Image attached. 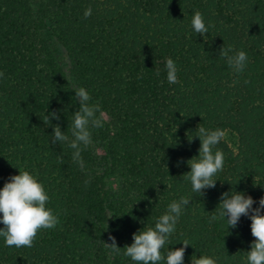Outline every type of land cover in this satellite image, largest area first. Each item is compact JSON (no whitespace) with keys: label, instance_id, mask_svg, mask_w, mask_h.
Masks as SVG:
<instances>
[{"label":"trees","instance_id":"16d2710c","mask_svg":"<svg viewBox=\"0 0 264 264\" xmlns=\"http://www.w3.org/2000/svg\"><path fill=\"white\" fill-rule=\"evenodd\" d=\"M196 11L205 36L192 30ZM222 46L247 54L242 74L220 57ZM167 58L176 84L167 82ZM0 71V189L29 171L59 217L31 248L6 247L0 237V264H136L123 254L133 233L154 227L181 197L190 203L161 254L188 240L184 264L193 254L247 264L250 217L236 228L209 217L224 192L250 195L253 208L264 197V0H0ZM69 77L108 117L81 153L85 171L67 143L51 142L57 124L71 136L79 108ZM198 126L235 138V148L222 140L213 149L224 167L203 195L183 179L199 155ZM109 234L119 253L104 247Z\"/></svg>","mask_w":264,"mask_h":264},{"label":"clouds","instance_id":"9594fccd","mask_svg":"<svg viewBox=\"0 0 264 264\" xmlns=\"http://www.w3.org/2000/svg\"><path fill=\"white\" fill-rule=\"evenodd\" d=\"M92 15V8L85 9L83 16L85 19ZM191 26L194 33L205 36L208 27L204 22L203 15L196 11L192 16ZM233 49L221 47L219 55L223 58L227 66L234 74H242L247 64V54L238 51L234 55H229ZM167 82L178 83L177 66L173 59L167 58L165 61ZM159 75V71L156 73ZM4 72L0 71V79L4 78ZM71 88L75 92V97L79 103V108L73 113L70 133L66 135L57 124L53 127L51 142L67 143L73 150L72 160L81 171H85V163L82 158V151L92 145V129H101L108 122L106 113L98 103H91L89 92L79 86L75 81L68 79ZM248 83V81H245ZM56 120L60 119L57 112L50 113ZM44 124L51 123L49 115L43 118ZM197 134L200 139L199 155L187 161L190 171L184 173L183 179L190 181L193 193L203 195L204 190L214 188L216 180L213 177L224 167V154L221 150L213 149L226 137L223 129L208 130L203 126L197 127ZM189 142L193 137L188 138ZM90 180L85 181V187ZM49 196L44 186L29 171L20 170L19 174L10 176L0 189V237L4 238L6 247L22 248L33 247L37 233L41 229H54L59 223V217L52 209L47 208ZM190 203L188 197H181L174 200L167 206V210L155 222L154 227H147L143 231L133 233V242L126 245L124 255L130 257L136 264H158L166 260V264H184L186 248L190 245L188 240H183V247L170 249L166 257L161 254V249L165 246L171 234L176 231V224L183 213L185 206ZM254 200L250 195L243 192L231 191L221 194L218 214L213 213L209 217V222H214L221 218L227 219L228 226L236 228L241 216H248L251 219V234L254 237L250 250L247 251V264H264V197L259 199V206L253 208ZM111 216V215H109ZM108 240L111 243L103 242L104 247L111 250V253H119L120 248L116 244L114 236L109 234ZM191 264H217V260L206 255L197 257L193 254Z\"/></svg>","mask_w":264,"mask_h":264},{"label":"rangeland","instance_id":"374dc122","mask_svg":"<svg viewBox=\"0 0 264 264\" xmlns=\"http://www.w3.org/2000/svg\"><path fill=\"white\" fill-rule=\"evenodd\" d=\"M225 132H226V137H225L224 141L228 144L229 147L235 148L234 135L228 131H225Z\"/></svg>","mask_w":264,"mask_h":264}]
</instances>
